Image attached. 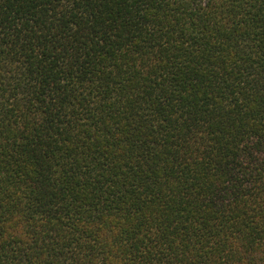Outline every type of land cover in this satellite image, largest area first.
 I'll use <instances>...</instances> for the list:
<instances>
[{
	"label": "trees",
	"instance_id": "16d2710c",
	"mask_svg": "<svg viewBox=\"0 0 264 264\" xmlns=\"http://www.w3.org/2000/svg\"><path fill=\"white\" fill-rule=\"evenodd\" d=\"M0 264H264V0H0Z\"/></svg>",
	"mask_w": 264,
	"mask_h": 264
}]
</instances>
